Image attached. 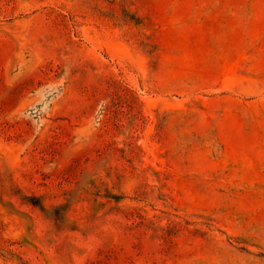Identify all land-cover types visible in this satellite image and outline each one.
I'll use <instances>...</instances> for the list:
<instances>
[{
  "label": "rangeland",
  "instance_id": "1",
  "mask_svg": "<svg viewBox=\"0 0 264 264\" xmlns=\"http://www.w3.org/2000/svg\"><path fill=\"white\" fill-rule=\"evenodd\" d=\"M0 264H264V0H0Z\"/></svg>",
  "mask_w": 264,
  "mask_h": 264
}]
</instances>
